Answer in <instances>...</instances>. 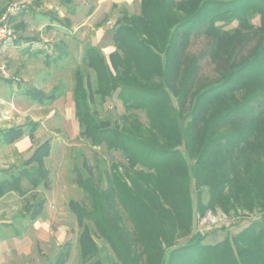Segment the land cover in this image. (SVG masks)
Wrapping results in <instances>:
<instances>
[{
  "label": "trees",
  "instance_id": "1",
  "mask_svg": "<svg viewBox=\"0 0 264 264\" xmlns=\"http://www.w3.org/2000/svg\"><path fill=\"white\" fill-rule=\"evenodd\" d=\"M255 15L258 24L251 22ZM54 16L58 21L56 14L49 19ZM233 22L236 26L225 28ZM110 32L114 49L107 55L97 45L85 46L84 66L74 69L72 98L83 134L94 146L118 151L125 163L109 166L105 188L90 178L79 182L89 207L69 203L82 227L80 259L104 264L100 239L113 254L110 264H264V0H139V12L123 11ZM193 34L209 39L202 54L187 52ZM204 54L215 61L217 78L199 77ZM29 93L47 103L63 95L58 84L50 92ZM114 93L124 112L122 122L113 124L100 119L96 107ZM132 111H143L147 122ZM38 125L0 128V144L25 134L32 139ZM50 147V140H43L16 173L0 179V197L47 187L41 160ZM231 198H241L240 207L258 209L246 226L226 231L215 243L203 242V235L175 243L190 233L194 212L214 206L228 211ZM43 203L40 198L28 205L32 219ZM69 252L65 242L54 264H65Z\"/></svg>",
  "mask_w": 264,
  "mask_h": 264
},
{
  "label": "rangeland",
  "instance_id": "2",
  "mask_svg": "<svg viewBox=\"0 0 264 264\" xmlns=\"http://www.w3.org/2000/svg\"><path fill=\"white\" fill-rule=\"evenodd\" d=\"M9 4L18 6L15 12H24L13 20V14L7 18V23L15 31V40L0 54V65L4 66L8 77L0 78V128L26 125L28 121H38L39 125L32 139L25 134L17 142L0 144V179L16 173L43 140L49 139L51 147L41 160L48 172L47 187L40 184L26 194L11 191L0 197V264H54V258L65 242L70 243L65 264H85L80 259L77 241L82 227L69 203L74 200L89 207L88 195L79 182L90 178L105 188L109 166L125 163V158L104 144L94 146L90 142L66 96L72 92L75 67L84 66L85 46L94 44L101 50L107 48L110 43L107 32L111 29L108 21L115 23L123 11L138 13L139 0H73L70 6L75 7L72 18L76 25L82 24L75 32L65 29L67 26L62 23V18L69 12L56 0H40V5L34 0H0V18ZM51 14H56L59 20L55 16V20L49 19ZM20 22H24V27L16 28ZM251 22L258 24V15L253 16ZM234 26L236 22L225 28ZM23 37H34L38 41L21 42ZM209 46V39L204 34H193L187 52L202 54ZM215 68V61L208 55L200 57L201 79L217 78ZM88 71L93 77V72ZM57 84L64 97L50 103L41 102L31 95L32 92L29 93L34 88L50 92ZM60 99L63 102L57 103ZM189 103L187 100L184 104L185 111ZM96 109L100 119L109 118L113 124L115 120L122 122L124 109L115 93ZM132 113L147 122L143 111ZM188 162L192 165V160ZM191 182L194 200L193 178ZM22 183L27 186L26 180ZM203 190L202 200L207 203V188L203 187ZM40 198L44 199L42 209L39 216L32 219L28 205ZM241 201V198H231L228 211L214 206L206 208L204 213L194 212L190 233L176 238L175 243L192 242L201 235L204 236L203 242L215 243L225 236L226 231L234 234L258 213V209L252 211L238 206ZM85 221L92 225L89 220ZM126 225L131 228L129 221ZM97 242L100 248H104L99 258L104 264H110L109 259L115 260L112 252L103 240L97 239Z\"/></svg>",
  "mask_w": 264,
  "mask_h": 264
},
{
  "label": "built area",
  "instance_id": "3",
  "mask_svg": "<svg viewBox=\"0 0 264 264\" xmlns=\"http://www.w3.org/2000/svg\"><path fill=\"white\" fill-rule=\"evenodd\" d=\"M18 9L16 5H7L5 11L3 12L2 17L0 18V54L13 44L15 40V31L12 27L7 23V18L9 15L13 14ZM111 20L108 21L110 27L114 24ZM5 69L3 65H0V78L7 79V75L5 74Z\"/></svg>",
  "mask_w": 264,
  "mask_h": 264
},
{
  "label": "crops",
  "instance_id": "4",
  "mask_svg": "<svg viewBox=\"0 0 264 264\" xmlns=\"http://www.w3.org/2000/svg\"><path fill=\"white\" fill-rule=\"evenodd\" d=\"M57 1V0H56ZM58 2V1H57ZM73 3V2H72ZM72 3L70 4V5H68V6H66L65 8L67 9V11L69 12V13H67L66 14V16H65V18H62L63 20H62V23L64 22L65 24H66V30H67V32H75L77 29H80V27H81V25L82 24H79V25H76L75 24V21L73 20V18H72V15H74V9H75V7L74 6H72V7H70L71 5H72ZM63 14V13H62ZM108 37H109V40H110V38H111V32H110V30H108ZM55 44V43H54ZM114 49V47L110 44V43H108V47L107 48H102V51H103V53L105 54V55H107L109 52H111L112 50ZM6 58V57H5ZM64 97V93H63V95H61L60 97ZM59 97V98H60ZM67 98L69 97V99H70V102L73 104H71L72 105V108H73V106H74V102H73V98H72V92L71 93H69L68 94V96H66ZM60 102H63V100L62 99H60L59 101H57V103H60ZM70 102H68V104H70ZM29 137V136H28ZM18 141V140H17ZM16 141V142H17Z\"/></svg>",
  "mask_w": 264,
  "mask_h": 264
}]
</instances>
